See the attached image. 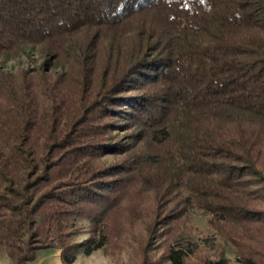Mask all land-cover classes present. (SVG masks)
Listing matches in <instances>:
<instances>
[{"label":"trees","instance_id":"obj_1","mask_svg":"<svg viewBox=\"0 0 264 264\" xmlns=\"http://www.w3.org/2000/svg\"><path fill=\"white\" fill-rule=\"evenodd\" d=\"M22 55L0 68L9 264L115 252L137 228L136 264H188L190 209L264 264V0H0V57ZM83 221L98 239L76 242Z\"/></svg>","mask_w":264,"mask_h":264},{"label":"rangeland","instance_id":"obj_2","mask_svg":"<svg viewBox=\"0 0 264 264\" xmlns=\"http://www.w3.org/2000/svg\"><path fill=\"white\" fill-rule=\"evenodd\" d=\"M36 60L42 61L41 57L35 55ZM35 61L29 58L27 55L18 57L5 58L0 57V68H4L11 71H16L19 68H32L34 67ZM57 71H60V67H55ZM107 162L112 160L109 155L105 158ZM208 216L202 211L197 209H190L187 217L184 219L182 230L189 234L192 241L200 248L196 254L190 257L188 264H204L206 259L211 261H217L220 258L227 260L229 264H237V256L235 248L232 244L222 239L217 232L212 229L208 224ZM80 229L76 234V242L84 243L89 238L95 236L98 239V234L93 232V225L87 221L79 223ZM184 227V228H183ZM155 243L154 250L150 253V258L153 262L158 261L167 249L168 244H173L174 239L167 234ZM134 234H144L143 228H137L135 231L126 233L122 240V244L119 250L111 248H103V252L111 258L114 264H136L137 262V251L138 245L133 239Z\"/></svg>","mask_w":264,"mask_h":264},{"label":"crops","instance_id":"obj_3","mask_svg":"<svg viewBox=\"0 0 264 264\" xmlns=\"http://www.w3.org/2000/svg\"><path fill=\"white\" fill-rule=\"evenodd\" d=\"M0 264H9L7 259L0 256ZM28 264H64L60 249H45L37 252L35 260ZM72 264H114L109 256L103 252V248L97 249L90 254L82 248Z\"/></svg>","mask_w":264,"mask_h":264}]
</instances>
